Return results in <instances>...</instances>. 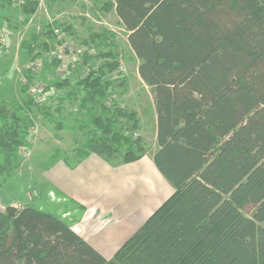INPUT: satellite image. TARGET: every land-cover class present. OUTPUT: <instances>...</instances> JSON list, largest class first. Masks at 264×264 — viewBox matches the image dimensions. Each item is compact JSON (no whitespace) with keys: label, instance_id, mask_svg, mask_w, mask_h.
<instances>
[{"label":"trees","instance_id":"obj_1","mask_svg":"<svg viewBox=\"0 0 264 264\" xmlns=\"http://www.w3.org/2000/svg\"><path fill=\"white\" fill-rule=\"evenodd\" d=\"M113 1L154 95L153 160L174 191L112 258L63 217L9 204L0 210V264H264V0ZM37 4L25 0L23 12ZM112 64L79 81L82 110L104 106ZM109 110L78 151L109 158L125 148L124 162L138 160L140 141L117 129L123 117L135 128L136 114ZM6 114L0 109L8 153L23 141Z\"/></svg>","mask_w":264,"mask_h":264},{"label":"rangeland","instance_id":"obj_2","mask_svg":"<svg viewBox=\"0 0 264 264\" xmlns=\"http://www.w3.org/2000/svg\"><path fill=\"white\" fill-rule=\"evenodd\" d=\"M37 2L35 12L25 14V0H10V3L0 0V35L4 38L3 41L0 39L4 47L0 51V109L4 107L7 110L6 116L13 124V129L18 124L22 125L18 126V132L23 141L8 153L0 147L1 211L12 204L20 208L32 205L51 213L61 212L65 204L51 200L57 193L41 173L55 166L60 157L64 158L78 151L90 138L98 137L94 121L96 116L109 117V109L117 106L105 104L107 95H117L126 109L136 114L138 123L135 128L131 121L123 117L119 119L117 129L140 141L139 145L145 149L142 158L146 156L145 159L151 164V158L159 146L154 95L151 87L139 74L140 60L131 50L128 32L115 12L114 1ZM53 26L62 27L68 38L77 43L96 48L87 50L83 55L73 54L74 59H68L64 65L63 61H59L52 54L56 42ZM106 61L114 63L111 70L108 69L105 73V77L111 81L104 97V106L102 105L107 109L96 105L90 112L82 110L80 101L85 91L79 81L89 73L97 72ZM38 62L39 67L28 68V65H37ZM61 63H64L63 66ZM121 64L126 65L127 76L118 81L116 76ZM40 83L46 86L43 101L35 99L30 92L31 87ZM28 99L36 103L29 110L24 107ZM10 112H15L17 117H12ZM27 118L31 121L30 124L26 122ZM24 119L25 122L22 123ZM124 150L125 148L118 154L119 158L112 155L109 159L123 161L121 156ZM135 178L136 182H141L137 181L138 176ZM152 181L159 189V181ZM166 181L155 193L151 194L148 190L137 193L136 182L130 177L131 193L128 192V195L120 197L119 200L113 199L112 202L119 204L120 208L112 220L117 228L123 227L125 231L117 238L119 243L111 242L107 245V256L101 251L107 258H112L114 248L120 247L133 236L148 216L172 194L174 187L167 179ZM252 209V206H248L244 210L251 214ZM108 217V213H104L102 218L106 220ZM98 246L95 248L104 249L103 245Z\"/></svg>","mask_w":264,"mask_h":264},{"label":"crops","instance_id":"obj_3","mask_svg":"<svg viewBox=\"0 0 264 264\" xmlns=\"http://www.w3.org/2000/svg\"><path fill=\"white\" fill-rule=\"evenodd\" d=\"M133 54L135 55L134 52ZM155 123L157 125V113ZM83 155L85 154L75 151L70 156L60 157L57 164L42 171L41 176L49 181L57 193V196L51 200L66 205L61 206V212H55V214L63 217L91 244L94 243L97 247L103 245L104 249H98L107 256L109 252L107 245L111 242L119 243L117 238L125 231L123 227L117 228L112 220L113 215L120 208L119 204H114L112 201L114 198L119 200L120 197H125L128 192L131 193L130 177L136 182L135 177L138 176L137 181H141L136 182L137 193H143L146 190L151 194L155 193L167 181L154 163L153 156L150 157L153 160L150 164L145 159L146 156L136 161L124 162L114 161L112 158L109 159L94 152L84 157ZM33 172V174L36 173L35 168ZM152 179L159 181V189ZM131 190L133 193L134 187ZM104 213H108L109 216L106 220L102 218ZM118 248H114L115 252Z\"/></svg>","mask_w":264,"mask_h":264},{"label":"built area","instance_id":"obj_4","mask_svg":"<svg viewBox=\"0 0 264 264\" xmlns=\"http://www.w3.org/2000/svg\"><path fill=\"white\" fill-rule=\"evenodd\" d=\"M39 1L41 3V1H43V0H39ZM52 30H53V34L55 37L54 39L56 40L54 52L52 51V54L56 59H58L59 61L61 60L64 63L68 59H69V61L73 60L74 59V58H72L73 54L80 53L81 55H83L87 50L90 51L91 49H93L95 47V46L92 47V46L81 45V44L77 43L75 40H73L72 38H68L66 31L62 27L53 26ZM2 37L3 36L0 35V39L3 41L4 38H2ZM64 63H61V65L63 66ZM64 65H66V63ZM28 66H29L28 68H33L34 66L39 67L40 62H38L37 65H28ZM88 67H91V66L88 65ZM93 68H95V67H93ZM126 76H127L126 65L121 64L119 66L118 75L116 77L118 78V81H121ZM121 78H123V79H121ZM44 85L45 84L40 83L39 85L33 86L30 88V92L35 97V99H38V100L42 99V101L44 100L45 95H46V86H44ZM122 102L123 101H121V99L118 98L117 95H113V96L107 95V98L105 100V104L108 106L117 105L120 109L127 110L126 106Z\"/></svg>","mask_w":264,"mask_h":264}]
</instances>
